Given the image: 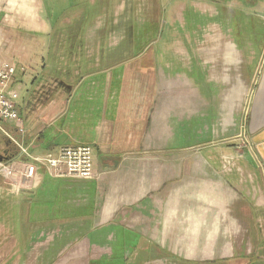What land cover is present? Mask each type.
Returning a JSON list of instances; mask_svg holds the SVG:
<instances>
[{"label": "crops", "instance_id": "obj_1", "mask_svg": "<svg viewBox=\"0 0 264 264\" xmlns=\"http://www.w3.org/2000/svg\"><path fill=\"white\" fill-rule=\"evenodd\" d=\"M232 22L222 19L219 31L207 32L205 48L173 55L189 74L156 67L143 119L135 99L126 105L121 126L99 117L97 71L85 75L90 81H79L69 96L55 95L44 107L38 103L32 113L26 110L23 141L33 156L68 141L86 142L94 148V176L56 178L37 164L24 183L21 172L29 159L11 160L16 172L9 178L0 173V196L19 198L30 191L32 201L48 207L31 210L30 220L29 209L22 208L15 224L0 221V264H102L114 261L118 248L124 250V264L179 259L264 264V17L250 24L249 33L242 31L243 22L237 21L238 28ZM23 75L18 67L12 83L17 91ZM63 117L51 134L49 128ZM132 127L144 131L126 151ZM60 131L62 143L50 150L46 139ZM239 177L246 181L241 196L234 190ZM18 228L26 232L23 241ZM118 230L128 241H115ZM41 232L53 233L43 244L32 243L31 233L38 239ZM138 237L142 246L131 248ZM38 246L32 258L30 250Z\"/></svg>", "mask_w": 264, "mask_h": 264}, {"label": "rangeland", "instance_id": "obj_2", "mask_svg": "<svg viewBox=\"0 0 264 264\" xmlns=\"http://www.w3.org/2000/svg\"><path fill=\"white\" fill-rule=\"evenodd\" d=\"M217 5L226 7L231 13L228 17H236L239 22L249 17L254 20L257 17H264V0H0V63L11 62L22 68L24 75L17 84H23L18 90L20 96H23L31 77L40 73L43 60L50 61V56L47 55L49 51L60 52L63 48L62 41L49 39L51 28L55 25L61 26L63 23L70 24L74 18L76 22L79 19L77 16L84 15L82 22L86 25L81 30V38L85 44L82 43L80 48L84 46L86 50L97 48L98 41H93L94 37H97L99 31H103L101 49L106 53L115 51L117 60L125 51L132 52L141 46L143 47L141 51L146 52L144 57L146 64L154 57L158 68L162 67L161 65H171L175 69L176 63L184 67L182 62L175 63V57L172 56L189 55L191 50L201 46L205 48L206 33L219 31L218 26L224 17L225 10L218 8ZM244 29L245 27L243 32ZM129 36L131 37L128 38ZM127 42L131 43L129 47L126 45ZM165 54L170 58H165ZM3 128L14 134L12 126L3 123ZM23 135L22 142L29 148L27 144L29 142L23 141ZM58 148L59 146L56 150ZM237 153L243 154L244 158V149H237ZM23 155L19 150V156ZM220 160L223 162L222 158ZM239 180H236L234 190L241 196L240 191L245 190L246 181L241 177ZM0 198L5 197L1 195ZM4 202L7 207L11 206V202ZM6 221L10 223L8 219H5ZM116 232L119 234L118 237L115 235L116 242L128 241L127 233L120 230ZM52 233L48 235L51 236ZM103 233V230L99 232L101 235ZM48 235L41 232L36 239V233H31V241L35 243L34 240H37L43 244ZM131 239L133 237L129 240ZM129 246L141 247V237ZM39 249V246L31 248L32 258H34L32 253L38 252ZM102 250L109 252L106 243ZM4 251L7 252L8 249ZM118 256L120 254L115 255ZM164 261H156L153 264H164ZM173 263L185 264L180 261Z\"/></svg>", "mask_w": 264, "mask_h": 264}, {"label": "trees", "instance_id": "obj_3", "mask_svg": "<svg viewBox=\"0 0 264 264\" xmlns=\"http://www.w3.org/2000/svg\"><path fill=\"white\" fill-rule=\"evenodd\" d=\"M218 8L225 10L223 19H231L232 24L230 25L232 28H238L237 26V19L236 17H228L231 15L229 10L221 5H217ZM79 19L78 21H74L70 24H62L61 26L55 25V27L51 28L49 33V39H57V41H62L63 48L60 50L62 54L58 51L50 52L47 54L48 57L50 56V61L47 62L43 60L42 65L40 66V73H37L33 80L29 83V88L26 89V93L22 102L17 104L18 111L25 123L28 109L29 112L32 113V110L35 109L36 105L40 103V107L45 106L50 100L54 98L55 95H70V92L75 87V85L83 80L90 81L85 75H89V73L100 70L101 73L97 74L96 81L99 83L97 85V89H91L97 91V95L95 96L98 100V104L100 105L101 109H99V117L104 119H108V125H112L111 119H116L113 121V124H121L125 123L124 115L128 111L127 104L131 103L133 99L137 100L139 106L144 109L143 116L140 119L144 118V115L147 114V109L150 105V102L153 99L154 95V73L156 70V62L154 57H151L150 62L148 64L145 63L144 57L146 52L141 51L143 47L139 46L137 49H133L132 52L125 51L124 54L117 60V55L115 51L111 53L104 52V49H101V39L103 31H99L97 33V37L93 41L97 42V48H92L89 50L85 49V46L80 48L81 44H85L82 40L81 30L85 27L86 24L82 22V16H77ZM246 20H242L241 22L244 23L243 28L244 32H251L253 29V25L260 22V17H257L255 20L252 17L245 18ZM84 21V20H83ZM242 27V26H241ZM255 27V25H254ZM260 28L259 26H257ZM264 27V25H263ZM242 28V31H243ZM236 30V29H234ZM57 34V35H56ZM139 34V33H138ZM137 34V35H138ZM96 36V35H95ZM129 36L128 38H130ZM100 41V44H99ZM80 44V45H79ZM79 45V46H78ZM127 47L131 45L130 42H127ZM130 51V50H128ZM52 53V54H51ZM51 54V55H50ZM111 54V55H110ZM153 56V55H152ZM165 58H170L166 54L164 55ZM174 57V56H172ZM60 60H58V59ZM172 60H169L171 62ZM176 63V58H174ZM168 62V61H167ZM178 62V61H177ZM97 63V64H96ZM101 63V64H98ZM18 68V67H17ZM78 69L81 70L79 73H74V70ZM169 72L173 69V66L168 65ZM185 72L189 74V69L183 67L176 63V68L172 70V72ZM92 93V91H91ZM141 99V100H140ZM140 100V101H139ZM72 103L69 105V109H71ZM68 109V110H69ZM137 111V108L135 112ZM92 119L93 116H90L89 119ZM119 119V121H117ZM142 121V124H147V120ZM64 122V117L61 118L54 126L49 128L51 134L54 132L53 129H60L62 123ZM137 123V122H136ZM25 127V125H24ZM59 127V128H58ZM132 132L131 140H129L128 144H126L123 148L126 151L129 150V144L131 142H135L138 144L140 140V136L143 133V128L138 130L132 127L128 130V133ZM126 132V131H125ZM61 131L54 135L51 139H46V144L50 150H53L60 145L61 143L58 142V137L61 135ZM127 133V132H126ZM111 139V138H110ZM101 141V137L98 138ZM113 140V138L111 139ZM127 137L125 136L122 140L125 142ZM84 144L88 145L94 149L92 145L84 142L78 143H71L65 142L63 144ZM139 149V146L136 145ZM113 152V151H112ZM114 153V152H113ZM123 153V152H119ZM115 154V153H114ZM0 158L1 161L9 162L14 159H25L23 156H19V150L15 144H13L5 134L0 131ZM27 195L22 197H12L7 196L5 198H0V208L6 207L5 209H0V221L8 219L16 223V219L18 218L16 213L20 209H29V217L31 210H38L45 211L48 207L46 202H37L32 201V196L30 191H26ZM11 202V206L7 207L4 201ZM63 204L58 203L57 208H62ZM86 210V208H84ZM87 209H90V204L87 206ZM19 229V228H18ZM17 230V229H16ZM18 238L20 240L26 239V232L24 229H19ZM20 236V237H19ZM160 251V248H156ZM152 252V251H150ZM120 254V256L115 257V255ZM152 254H154L152 252ZM169 256L171 254L168 253ZM114 261L103 262L102 264H124V250L121 248L114 250L113 255ZM117 259V260H116ZM179 259V258H177ZM181 260L182 263L185 264H217L219 263L218 260H211V261H204V262H191L186 260ZM222 261V260H220ZM91 264H96L92 262ZM222 264V263H220Z\"/></svg>", "mask_w": 264, "mask_h": 264}, {"label": "built area", "instance_id": "obj_4", "mask_svg": "<svg viewBox=\"0 0 264 264\" xmlns=\"http://www.w3.org/2000/svg\"><path fill=\"white\" fill-rule=\"evenodd\" d=\"M17 66L11 62L0 63V130L9 140L19 148L20 153L29 161L21 172L24 183L28 182L36 172L37 164L44 166L56 178H93V152L92 148L84 144H62L55 151L41 156L28 153V148L22 142L25 132L23 119L18 111L19 93L12 86ZM2 122H9L14 128V134L3 128ZM16 172L9 162L0 160V173L4 177H11Z\"/></svg>", "mask_w": 264, "mask_h": 264}, {"label": "water", "instance_id": "obj_5", "mask_svg": "<svg viewBox=\"0 0 264 264\" xmlns=\"http://www.w3.org/2000/svg\"><path fill=\"white\" fill-rule=\"evenodd\" d=\"M0 160H1V158H0Z\"/></svg>", "mask_w": 264, "mask_h": 264}]
</instances>
